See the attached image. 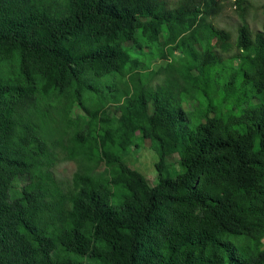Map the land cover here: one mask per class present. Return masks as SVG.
Segmentation results:
<instances>
[{"label":"trees","instance_id":"1","mask_svg":"<svg viewBox=\"0 0 264 264\" xmlns=\"http://www.w3.org/2000/svg\"><path fill=\"white\" fill-rule=\"evenodd\" d=\"M224 1L0 0V65L18 58L0 79V264H264V30L245 0L235 39L216 27ZM37 95L87 121L55 127ZM144 142L155 185L124 162Z\"/></svg>","mask_w":264,"mask_h":264},{"label":"rangeland","instance_id":"2","mask_svg":"<svg viewBox=\"0 0 264 264\" xmlns=\"http://www.w3.org/2000/svg\"><path fill=\"white\" fill-rule=\"evenodd\" d=\"M222 12L214 19H211V22L218 28H223L229 30L233 36V39L237 36V29L240 26L243 20V12L240 9H235L231 0H225L223 2ZM246 7L244 11V17L247 24L253 32L264 30V0H245L243 5ZM218 37H216L217 39ZM145 61V58H143ZM32 66H35L34 64ZM18 73V58L12 56L9 53L2 55V62L0 65V79L8 80L15 79ZM129 71L126 70L124 78L127 77ZM117 74V75H116ZM117 76L116 81L119 86L122 85L121 75L118 73L112 74ZM91 76H94L93 74ZM127 79V78H126ZM40 99L39 108L45 114L46 118L52 120L55 123V127H59L63 123V118L70 117L72 119H78L81 125L83 126L87 121V117L79 109H74L70 113L69 104L71 98L69 96H63L59 99L52 98L46 100L41 98V95H37ZM100 103L98 98H92L87 101L86 106L88 108L97 107ZM185 110L190 111L194 107H197V102L194 99H191L183 103ZM68 111V113H67ZM177 157L173 156L172 158L167 159L166 166L167 172L170 176H175L177 174L178 165ZM124 162L133 170L140 172L144 177L148 179L150 184H156L158 173L155 169V164L158 162V156L154 148L147 142L141 144V149H130L124 156ZM63 168H66V175H71L76 166L74 163H66L63 165ZM104 169H101L103 172ZM256 231L264 235V225L257 227Z\"/></svg>","mask_w":264,"mask_h":264}]
</instances>
